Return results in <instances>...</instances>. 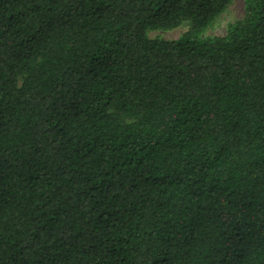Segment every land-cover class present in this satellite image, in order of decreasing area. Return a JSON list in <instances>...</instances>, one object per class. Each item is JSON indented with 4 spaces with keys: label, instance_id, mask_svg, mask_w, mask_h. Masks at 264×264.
Returning <instances> with one entry per match:
<instances>
[{
    "label": "trees",
    "instance_id": "trees-1",
    "mask_svg": "<svg viewBox=\"0 0 264 264\" xmlns=\"http://www.w3.org/2000/svg\"><path fill=\"white\" fill-rule=\"evenodd\" d=\"M232 2L0 0V264H264V0L202 36Z\"/></svg>",
    "mask_w": 264,
    "mask_h": 264
},
{
    "label": "rangeland",
    "instance_id": "rangeland-1",
    "mask_svg": "<svg viewBox=\"0 0 264 264\" xmlns=\"http://www.w3.org/2000/svg\"><path fill=\"white\" fill-rule=\"evenodd\" d=\"M244 16V0H233L227 11L221 14L218 24L212 28H209L202 36H224L226 34L227 25L233 23L236 20L242 19ZM188 30L186 23L169 30L156 29L149 32L150 38H163L166 40H176L184 32ZM109 112H117V109L111 108ZM129 121V120H128Z\"/></svg>",
    "mask_w": 264,
    "mask_h": 264
}]
</instances>
